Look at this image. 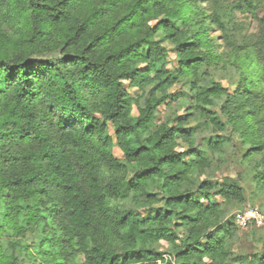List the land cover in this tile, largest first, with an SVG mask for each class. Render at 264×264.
<instances>
[{
	"label": "trees",
	"instance_id": "1",
	"mask_svg": "<svg viewBox=\"0 0 264 264\" xmlns=\"http://www.w3.org/2000/svg\"><path fill=\"white\" fill-rule=\"evenodd\" d=\"M263 1H245L258 31L241 45L240 6L224 0H0V264H264L235 249V224L212 219L214 197L246 201L242 175L203 178L205 153H230L236 134L264 195ZM212 28L256 55L232 91L209 74L223 60ZM159 33L176 59L152 75L171 51ZM184 76L214 130L203 147L184 120L154 119ZM132 87L152 89L137 116Z\"/></svg>",
	"mask_w": 264,
	"mask_h": 264
},
{
	"label": "rangeland",
	"instance_id": "2",
	"mask_svg": "<svg viewBox=\"0 0 264 264\" xmlns=\"http://www.w3.org/2000/svg\"><path fill=\"white\" fill-rule=\"evenodd\" d=\"M215 0H199V3L205 9H211L214 6ZM246 0H224V2L232 4L234 6L239 5L240 8H235L237 29L235 31L238 42L242 45L247 36L256 33L258 31V22L255 18L254 13L251 9H247L245 6ZM257 3V2H256ZM255 13L260 17H264V1L258 3V6L255 7ZM158 21L154 22L156 25ZM211 36L215 39L217 44V49L220 53L223 54V60L219 61L211 70L209 74L211 77H214L216 80L222 82L225 87L230 88L231 91L236 85V82L239 80L238 74L243 69L251 75L252 68L251 63L256 61V55L252 48L247 50H239L236 54H233L231 48L228 47L224 41L221 39V34L216 31L215 28H212L210 31ZM158 39L163 41V44L167 46L170 53L164 57L160 63L154 66L155 70L152 72V75H155V72L161 70L162 66L171 64V60L176 59V53L174 52V44L164 39V34H158ZM144 53L147 52V49L143 50ZM194 79L189 76L182 77L178 82L174 84L171 88L167 90L169 94V99L167 102L162 105L155 114V122L160 124L167 119H181L184 120V127L187 129H195L196 136L199 140V146L203 147L204 140L210 138L214 134L213 128L210 126L205 116H202L198 110H196V101L193 98L194 92L191 90L193 86ZM208 82L207 77L201 78V83L206 84ZM140 91L136 87H132L129 90L130 95L135 100V105L133 109V114L138 115L139 106H144L148 94ZM223 98H226L225 96ZM212 109L219 111L218 107H212ZM226 120V119H225ZM231 128V127H230ZM229 128L227 134H230L232 129ZM247 149L242 144L241 136L236 134L233 135V145L232 151L228 154H223L221 156H212L208 153H205L210 160V166L205 169V174L203 178L210 180L223 181L225 177H234L238 178L239 175H242L241 184L245 191L246 201L244 202H228L223 200L220 197H214L219 203L220 214L212 217L213 223H221L223 228H226L229 223L236 225V242L235 249L239 252L246 253L249 255L258 254L259 256L264 255V222L261 224H253L247 227H241L237 224V215L240 212L248 208H258L262 213L264 212V195L259 192V189L254 183V171H251V168L254 165H257V161L254 165L252 163H244L242 158L246 155ZM123 173V172H122ZM128 177L131 175L128 174ZM134 194L128 193L124 195L119 200V206L121 209L129 210L136 207L134 201ZM207 203V201L205 200ZM161 204L156 205V208H159ZM157 214V212H155ZM192 218H196L195 214L191 215ZM176 223L178 226V232L181 236H185L190 230L189 224H185L180 220H177ZM157 248L163 251H169L172 253L173 245H171L166 240H161L157 244ZM166 259H175V257L170 254H165ZM252 260V259H250Z\"/></svg>",
	"mask_w": 264,
	"mask_h": 264
},
{
	"label": "built area",
	"instance_id": "3",
	"mask_svg": "<svg viewBox=\"0 0 264 264\" xmlns=\"http://www.w3.org/2000/svg\"><path fill=\"white\" fill-rule=\"evenodd\" d=\"M264 222V214L258 208H248L237 215V224L247 227L251 223L261 224Z\"/></svg>",
	"mask_w": 264,
	"mask_h": 264
}]
</instances>
